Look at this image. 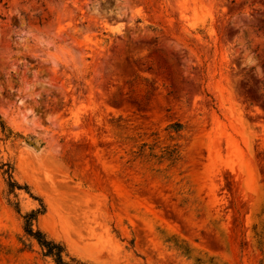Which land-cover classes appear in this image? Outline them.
<instances>
[{
  "label": "rangeland",
  "instance_id": "obj_1",
  "mask_svg": "<svg viewBox=\"0 0 264 264\" xmlns=\"http://www.w3.org/2000/svg\"><path fill=\"white\" fill-rule=\"evenodd\" d=\"M41 204L66 264H264V0L0 3V264Z\"/></svg>",
  "mask_w": 264,
  "mask_h": 264
},
{
  "label": "trees",
  "instance_id": "obj_2",
  "mask_svg": "<svg viewBox=\"0 0 264 264\" xmlns=\"http://www.w3.org/2000/svg\"><path fill=\"white\" fill-rule=\"evenodd\" d=\"M3 1L6 2L9 0H0V3H2ZM2 131H4V127H2ZM9 172L5 171L4 174L9 175ZM7 187H8V192L10 194H13L15 190L22 189L19 185H17L15 182L12 181V177L10 175H9V182ZM24 190H27V188L24 187ZM15 209L16 212L19 214L18 206H15ZM44 211L45 208L41 204V208L39 210L32 211L21 217L24 223V233L27 237H29L30 239L34 240L37 243V245L42 251L43 257L52 259L55 264H66L64 262V255H65L64 247L61 244L48 240L43 233L33 229V223L36 222L37 217L39 215H42Z\"/></svg>",
  "mask_w": 264,
  "mask_h": 264
}]
</instances>
